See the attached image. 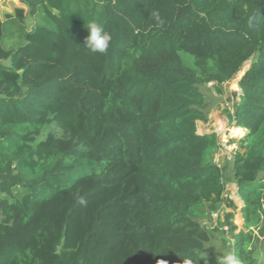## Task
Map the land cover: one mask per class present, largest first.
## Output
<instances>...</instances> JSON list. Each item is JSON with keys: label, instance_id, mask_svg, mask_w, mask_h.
Returning <instances> with one entry per match:
<instances>
[{"label": "trees", "instance_id": "16d2710c", "mask_svg": "<svg viewBox=\"0 0 264 264\" xmlns=\"http://www.w3.org/2000/svg\"><path fill=\"white\" fill-rule=\"evenodd\" d=\"M21 1L0 17V264H215L219 210L242 264H264V0ZM248 61L219 164L203 87L223 95Z\"/></svg>", "mask_w": 264, "mask_h": 264}, {"label": "rangeland", "instance_id": "374dc122", "mask_svg": "<svg viewBox=\"0 0 264 264\" xmlns=\"http://www.w3.org/2000/svg\"><path fill=\"white\" fill-rule=\"evenodd\" d=\"M19 5H23L21 0H0V17L5 18L7 12L14 13L16 7ZM32 23L33 20L28 17L27 24L31 26ZM249 63L250 62L248 61L245 63V65H247L243 66L244 72L248 69ZM237 75L232 80L224 84L223 95H218L211 84L203 87V91L205 92L209 101L208 108L210 109L211 113L210 120L208 122H199L198 132H200V134L206 132H216L219 135L220 148L216 154V161L219 164H222L226 159L231 158L232 153L238 148V145L234 142V138L236 136H242L245 132L241 128V131L236 134L234 132L236 127L229 125L228 118L224 112L226 109L232 108V102L239 94L238 82L240 78L236 80ZM42 137H44L43 134L40 136V138ZM226 192L227 195L229 194V196L234 198L237 209H234L233 207L232 209L227 202L224 205V209L226 212L234 211V222L240 228L243 225V217L239 208L242 206L243 202L239 199L237 187L234 183L229 182L226 185ZM222 213L224 214V212ZM205 223H207L208 227L212 229L217 228V231H215V235L212 240L207 243L204 250V255L214 258V260H216L215 264H218V259L223 253L233 250L232 236L224 228L225 225L220 226L218 220L215 218L212 220L211 218H208L205 220ZM255 232L257 233L258 230L255 229Z\"/></svg>", "mask_w": 264, "mask_h": 264}, {"label": "clouds", "instance_id": "9594fccd", "mask_svg": "<svg viewBox=\"0 0 264 264\" xmlns=\"http://www.w3.org/2000/svg\"><path fill=\"white\" fill-rule=\"evenodd\" d=\"M151 16L159 24L163 23L160 20L158 12L153 11ZM86 27L88 29V35L85 38V47L92 53L106 54L110 47L112 36L105 30L104 24L96 20H91L87 22ZM218 264H242V261L234 251H228L219 257Z\"/></svg>", "mask_w": 264, "mask_h": 264}, {"label": "built area", "instance_id": "2783aa9c", "mask_svg": "<svg viewBox=\"0 0 264 264\" xmlns=\"http://www.w3.org/2000/svg\"><path fill=\"white\" fill-rule=\"evenodd\" d=\"M212 216H213V218H215L216 220H218V219H222V220H224V216H223V213H222L221 210L214 212V213L212 214ZM224 228H225L226 230H228V226L225 225Z\"/></svg>", "mask_w": 264, "mask_h": 264}, {"label": "bare ground", "instance_id": "6f19581e", "mask_svg": "<svg viewBox=\"0 0 264 264\" xmlns=\"http://www.w3.org/2000/svg\"><path fill=\"white\" fill-rule=\"evenodd\" d=\"M244 68V67H243ZM243 68H242V70L238 73V75H237V78H236V80H238L240 77H241V75L243 74ZM241 131V128H238V127H236L235 129H234V132L237 134V133H239Z\"/></svg>", "mask_w": 264, "mask_h": 264}, {"label": "water", "instance_id": "95a60500", "mask_svg": "<svg viewBox=\"0 0 264 264\" xmlns=\"http://www.w3.org/2000/svg\"><path fill=\"white\" fill-rule=\"evenodd\" d=\"M244 65H245V64H244ZM246 65H247V64H246ZM246 65H245V66H246ZM248 66H250V63H249ZM242 68H243V67H242ZM248 68H249V67H248ZM244 73H245V72H243V74L241 75V77L244 75ZM241 77H240V79H241ZM240 79H239V80H240Z\"/></svg>", "mask_w": 264, "mask_h": 264}, {"label": "crops", "instance_id": "0c3cea01", "mask_svg": "<svg viewBox=\"0 0 264 264\" xmlns=\"http://www.w3.org/2000/svg\"><path fill=\"white\" fill-rule=\"evenodd\" d=\"M200 123H202V122H200ZM199 124V123H198ZM204 132H206V131H204ZM200 133V132H199Z\"/></svg>", "mask_w": 264, "mask_h": 264}]
</instances>
